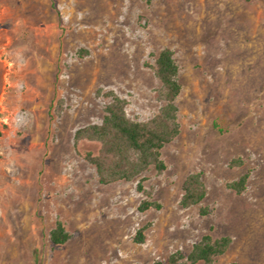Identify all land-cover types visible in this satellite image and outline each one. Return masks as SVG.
<instances>
[{
	"label": "rangeland",
	"instance_id": "rangeland-1",
	"mask_svg": "<svg viewBox=\"0 0 264 264\" xmlns=\"http://www.w3.org/2000/svg\"><path fill=\"white\" fill-rule=\"evenodd\" d=\"M164 47L181 129L143 174L160 208L140 210L137 179L101 183L84 157L100 143L74 132L102 120L108 90L153 116ZM192 172L207 193L184 206ZM205 233L231 238L212 264H264V0H0V264H152Z\"/></svg>",
	"mask_w": 264,
	"mask_h": 264
},
{
	"label": "trees",
	"instance_id": "trees-1",
	"mask_svg": "<svg viewBox=\"0 0 264 264\" xmlns=\"http://www.w3.org/2000/svg\"><path fill=\"white\" fill-rule=\"evenodd\" d=\"M153 67L160 81L158 93L163 101L153 116L146 120L129 117L126 112L127 99L114 90H108L104 92L109 100L104 105L102 120L80 126L74 132L75 141L88 139L100 143L97 152L87 151L84 157L95 167L101 183L137 179V190L144 194L138 206L140 210L160 208V202L152 198L151 191L145 187L143 174L151 168L158 172L166 168L161 150L181 129L177 104L181 83L173 50L162 48L156 55ZM231 163L241 165L243 160L238 157ZM247 181L248 174L244 173L231 181L229 186L236 192H242ZM182 187L181 204L184 206L200 204L207 193L201 172L189 173ZM200 212L207 213V208L200 205ZM69 238L70 233L64 223L56 220L50 230V240L54 244H61ZM143 239V228H140L135 240ZM230 243L228 235L213 237L205 233L189 251L177 249L165 259H156L152 264H212L214 258L223 254Z\"/></svg>",
	"mask_w": 264,
	"mask_h": 264
}]
</instances>
